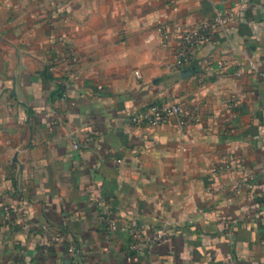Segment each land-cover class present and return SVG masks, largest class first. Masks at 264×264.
Instances as JSON below:
<instances>
[{
    "label": "crops",
    "instance_id": "0c3cea01",
    "mask_svg": "<svg viewBox=\"0 0 264 264\" xmlns=\"http://www.w3.org/2000/svg\"><path fill=\"white\" fill-rule=\"evenodd\" d=\"M60 262L264 264V0H0V264Z\"/></svg>",
    "mask_w": 264,
    "mask_h": 264
},
{
    "label": "built area",
    "instance_id": "2783aa9c",
    "mask_svg": "<svg viewBox=\"0 0 264 264\" xmlns=\"http://www.w3.org/2000/svg\"><path fill=\"white\" fill-rule=\"evenodd\" d=\"M236 21V15L233 12L219 13L212 20L206 21L198 26H194L190 29L179 32L178 39L180 40L179 56L182 61H189L190 57L204 44L210 42L213 36L222 28L228 24H232ZM160 33L165 41L172 39V33L167 25L160 26ZM138 77H141L139 72H136ZM203 78V77H202ZM239 102L237 98H233L230 101V109L237 108ZM172 116H177L181 127H188L194 123H200L201 117L198 114L189 111L181 104L174 105H150L141 108L137 112H133L129 117V124L131 129L143 128V127H161L168 123ZM77 147V146H76ZM253 179V177H251ZM110 230H116L118 228L117 221L112 219L109 221ZM165 235L158 233L153 241L160 242L165 240ZM143 240V234L141 231H132V243L131 250L134 252L141 251V244ZM69 252L74 253V248L71 247ZM59 264H67L60 262Z\"/></svg>",
    "mask_w": 264,
    "mask_h": 264
}]
</instances>
